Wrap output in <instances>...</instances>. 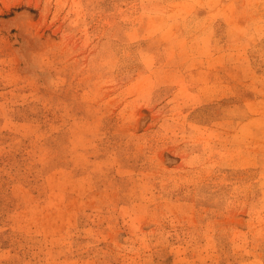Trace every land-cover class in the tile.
Wrapping results in <instances>:
<instances>
[{
  "label": "rangeland",
  "instance_id": "rangeland-1",
  "mask_svg": "<svg viewBox=\"0 0 264 264\" xmlns=\"http://www.w3.org/2000/svg\"><path fill=\"white\" fill-rule=\"evenodd\" d=\"M0 264H264V0H0Z\"/></svg>",
  "mask_w": 264,
  "mask_h": 264
}]
</instances>
